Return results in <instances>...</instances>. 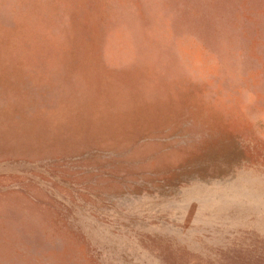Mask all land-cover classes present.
Returning a JSON list of instances; mask_svg holds the SVG:
<instances>
[{
    "label": "rangeland",
    "instance_id": "rangeland-1",
    "mask_svg": "<svg viewBox=\"0 0 264 264\" xmlns=\"http://www.w3.org/2000/svg\"><path fill=\"white\" fill-rule=\"evenodd\" d=\"M0 264H264V0H0Z\"/></svg>",
    "mask_w": 264,
    "mask_h": 264
}]
</instances>
